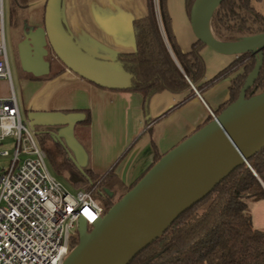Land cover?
Segmentation results:
<instances>
[{
	"label": "water",
	"instance_id": "obj_1",
	"mask_svg": "<svg viewBox=\"0 0 264 264\" xmlns=\"http://www.w3.org/2000/svg\"><path fill=\"white\" fill-rule=\"evenodd\" d=\"M225 0H195L191 26L197 40L227 56L251 52L256 57L238 98L212 121L188 136L156 162L101 218L88 227L78 222L79 241L63 264H129L137 254L162 236L172 223L205 198L238 166L264 148V91L246 97L264 63V32L240 40L218 39L211 26L217 7ZM64 0H48L44 26L24 32L19 58L24 70L35 76L50 72L52 52L68 68L104 86H112L116 54L98 58L86 50L66 25ZM117 87V86H116ZM120 88V87H117ZM79 112H30L29 124L64 144L75 164L83 169L88 152L75 135Z\"/></svg>",
	"mask_w": 264,
	"mask_h": 264
},
{
	"label": "trees",
	"instance_id": "obj_2",
	"mask_svg": "<svg viewBox=\"0 0 264 264\" xmlns=\"http://www.w3.org/2000/svg\"><path fill=\"white\" fill-rule=\"evenodd\" d=\"M254 1L258 0L223 1L211 20L214 35L220 40L235 41L264 32V13ZM194 2L186 0L189 16ZM27 6V0H12L13 23L20 10ZM147 7V16L133 21L135 49L116 54V61L129 78L127 86L120 90L140 93L143 111L148 116L150 101L157 93L189 91V95H193L192 85L203 92L220 79L240 71L231 80L229 99L215 111L216 115L220 114L238 98L255 67L256 57L251 52L238 55L213 78L203 81L206 63L201 52L206 45L196 40L189 51H183L174 34L168 0H147ZM263 91L264 63L246 97ZM74 111L86 113L77 124L89 127L90 110H67ZM213 118L209 116L201 127ZM42 133L55 146L46 152L57 172L76 189L90 190L93 194L99 190L105 201L98 202L105 213L135 185L124 184L118 178L115 166L103 176L93 172L89 165L80 169L64 144L50 132ZM161 157L156 153L152 166ZM249 200H264V148L250 158L249 164L238 166L211 193L183 212L162 236L129 264H264V230L254 226Z\"/></svg>",
	"mask_w": 264,
	"mask_h": 264
},
{
	"label": "crops",
	"instance_id": "obj_3",
	"mask_svg": "<svg viewBox=\"0 0 264 264\" xmlns=\"http://www.w3.org/2000/svg\"><path fill=\"white\" fill-rule=\"evenodd\" d=\"M27 2L20 34L45 23L48 0ZM63 8L66 25L75 39L104 60L113 52L135 49L133 21L148 14L147 0H64ZM168 8L178 44L187 52L197 38L192 30L186 0H168ZM23 38L22 34L20 41ZM201 53L206 63L203 81L213 78L236 57L219 54L207 46ZM46 59L51 64L46 75L35 76L22 68L30 75L18 76L19 96L14 84L20 109L22 102L27 116L33 111L90 110L87 142L77 136L83 125L75 127L76 137L88 152L87 165L101 176L115 166L118 178L127 186L136 184L149 170L156 153L163 156L196 132L212 116L211 111L216 114L220 105L229 99L231 80L240 72L220 79L203 92L192 85L193 95H189V91L157 93L150 101L149 115L146 116L142 95L120 90L127 83L121 68L114 70L112 86H104L71 70L52 52ZM8 94V81L0 80V96ZM79 113H84L81 117L86 115L85 112Z\"/></svg>",
	"mask_w": 264,
	"mask_h": 264
},
{
	"label": "built area",
	"instance_id": "obj_4",
	"mask_svg": "<svg viewBox=\"0 0 264 264\" xmlns=\"http://www.w3.org/2000/svg\"><path fill=\"white\" fill-rule=\"evenodd\" d=\"M0 80L9 83V94L0 96V156L9 157L7 165H0V264H63L79 236V220L92 228L104 209L92 191L71 192L50 171L35 129L23 120L6 38L5 0H0Z\"/></svg>",
	"mask_w": 264,
	"mask_h": 264
},
{
	"label": "rangeland",
	"instance_id": "obj_5",
	"mask_svg": "<svg viewBox=\"0 0 264 264\" xmlns=\"http://www.w3.org/2000/svg\"><path fill=\"white\" fill-rule=\"evenodd\" d=\"M11 2L12 0H5V31H6V37H7V44H8V49H9V57H10V62H11V68L13 72V81L15 84V88L17 89L18 96L20 94L19 92V80L18 76H24V75H30L29 73H26L20 64V59L18 58V49H19V44H20V39L22 37L23 33H19L20 30V25L24 22V19L26 18V10L22 9L19 12L18 17H15V23L11 21ZM254 5L264 13V0H258L254 1ZM21 99V98H20ZM21 102V101H20ZM21 111H22V116L23 120L26 124H29V119L27 116V112L23 108V104L21 102ZM44 130L43 126H36L35 127V132L37 133V136L40 140L41 146L46 150V149H53L55 146L49 139V137L45 136L42 132ZM78 138L80 137L82 140L87 142L89 140V131L88 127L84 125L82 126L81 130L77 133ZM9 162V157H2L0 156V165H7ZM48 166L50 171L60 180L64 182V184L68 187V189L71 192H75L76 188H74L68 180H66L60 173L57 172L55 169L53 163L50 161V159H47ZM93 197L99 201L100 203H103L104 197L100 194L99 190H97L94 194ZM249 205L250 209L253 215V223L254 226L264 230V200L260 201H255V200H249ZM105 214V212H104ZM92 229V228H90Z\"/></svg>",
	"mask_w": 264,
	"mask_h": 264
},
{
	"label": "flooded vegetation",
	"instance_id": "obj_6",
	"mask_svg": "<svg viewBox=\"0 0 264 264\" xmlns=\"http://www.w3.org/2000/svg\"><path fill=\"white\" fill-rule=\"evenodd\" d=\"M79 241V236L77 238H75L72 242H71V245L74 246L76 245V242Z\"/></svg>",
	"mask_w": 264,
	"mask_h": 264
}]
</instances>
